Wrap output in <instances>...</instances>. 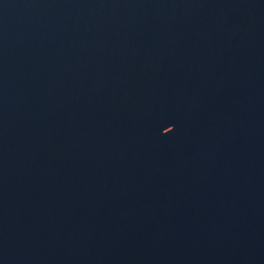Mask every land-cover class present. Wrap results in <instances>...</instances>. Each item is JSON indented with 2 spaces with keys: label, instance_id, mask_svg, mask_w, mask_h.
<instances>
[{
  "label": "water",
  "instance_id": "water-1",
  "mask_svg": "<svg viewBox=\"0 0 264 264\" xmlns=\"http://www.w3.org/2000/svg\"><path fill=\"white\" fill-rule=\"evenodd\" d=\"M0 264H264V0H0Z\"/></svg>",
  "mask_w": 264,
  "mask_h": 264
}]
</instances>
